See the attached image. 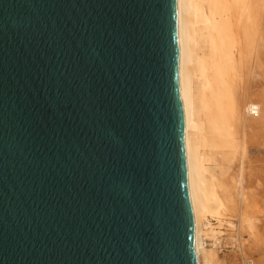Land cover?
Listing matches in <instances>:
<instances>
[{
    "label": "water",
    "instance_id": "95a60500",
    "mask_svg": "<svg viewBox=\"0 0 264 264\" xmlns=\"http://www.w3.org/2000/svg\"><path fill=\"white\" fill-rule=\"evenodd\" d=\"M179 0H0V264H197Z\"/></svg>",
    "mask_w": 264,
    "mask_h": 264
},
{
    "label": "bare ground",
    "instance_id": "6f19581e",
    "mask_svg": "<svg viewBox=\"0 0 264 264\" xmlns=\"http://www.w3.org/2000/svg\"><path fill=\"white\" fill-rule=\"evenodd\" d=\"M179 36L197 264H264V0H179Z\"/></svg>",
    "mask_w": 264,
    "mask_h": 264
},
{
    "label": "rangeland",
    "instance_id": "374dc122",
    "mask_svg": "<svg viewBox=\"0 0 264 264\" xmlns=\"http://www.w3.org/2000/svg\"><path fill=\"white\" fill-rule=\"evenodd\" d=\"M259 73H258V70H257V75H258ZM251 145V144H250ZM254 144H252V146H250L249 147V149H247V152H246V156H249V157H251V156H253V154H254V156H258L259 154H260V157H262V156H264V147H263V145L264 144H261V143H259V145H254ZM262 146V147H261ZM255 147H257V148H255ZM261 147V148H260ZM252 148V149H251ZM255 148V149H254ZM259 151V152H258ZM254 152V153H253ZM260 152H262V156H261V153ZM248 153H251V154H249L248 155ZM259 153V154H258ZM251 155V156H250ZM245 156V157H246ZM230 166V164L229 165H227V167H229ZM240 169V168H239ZM247 187V186H246ZM235 197H237L236 195H235ZM237 199V198H236ZM263 218V214H262V212H258L257 214H256V218ZM242 238H243V241H244V239H246V236L244 235V236H242ZM230 246V245H229ZM234 251H236V250H231V251H222V252H220L219 251V254H220V256H221V258H223L224 260H227V262H229V261H231V257L234 255Z\"/></svg>",
    "mask_w": 264,
    "mask_h": 264
}]
</instances>
